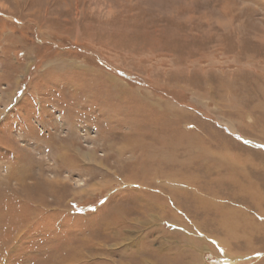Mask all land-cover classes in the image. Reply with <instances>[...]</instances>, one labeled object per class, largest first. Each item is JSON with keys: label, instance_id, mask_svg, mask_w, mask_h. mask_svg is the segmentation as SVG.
Listing matches in <instances>:
<instances>
[{"label": "rangeland", "instance_id": "374dc122", "mask_svg": "<svg viewBox=\"0 0 264 264\" xmlns=\"http://www.w3.org/2000/svg\"><path fill=\"white\" fill-rule=\"evenodd\" d=\"M0 264H264V0H0Z\"/></svg>", "mask_w": 264, "mask_h": 264}]
</instances>
